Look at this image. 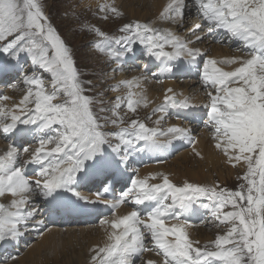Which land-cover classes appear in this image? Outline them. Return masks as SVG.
<instances>
[{
	"label": "snow or ice",
	"instance_id": "1",
	"mask_svg": "<svg viewBox=\"0 0 264 264\" xmlns=\"http://www.w3.org/2000/svg\"><path fill=\"white\" fill-rule=\"evenodd\" d=\"M97 7L102 20L125 17L115 0H103ZM186 10H194L199 21L187 29L193 39L179 34L185 28ZM205 27L209 35L223 32L237 41L245 55L217 59L194 47L204 39L198 32ZM89 30L99 38L92 48L115 65L112 72L123 69L137 44L143 56L159 62V74L153 77L172 73V61L195 65L203 59L198 69L207 96L203 123L225 163L242 169L236 177L240 183L234 190L186 179L178 184L167 173H150L131 178L130 186L113 200L104 199L114 172L127 167L134 153L159 150L174 141L197 143L182 124L161 126L170 109L193 105L183 93L167 88L147 117L160 114L149 126L136 116L139 107L151 103L143 89L148 80L143 72L114 84L106 82L107 72L102 78L83 79L85 73L42 0H0V56L16 62L23 85V95L11 106L4 102L13 98L0 94V134L7 138L33 133L35 139V146L9 141L0 152V198H8L0 202V246L30 231L43 235L45 221L37 219L36 197L65 208L78 207L81 201L104 203L113 210L131 203L147 210L133 208L122 216L113 212V219L101 220L111 231L105 244L89 249V264H134L133 258L146 251H155L159 264H264V0H166L152 19L120 24L119 35L94 26ZM22 56L27 67L20 64ZM121 89L126 90L123 95L105 98ZM128 113L136 118L125 119ZM20 124L33 128L24 132ZM193 153L203 159L195 147ZM29 165L38 169L34 177L27 174ZM90 183H98L96 192L79 191ZM194 205L202 206L216 227L224 229L204 245L188 231L184 214ZM9 260L15 257L0 258V264Z\"/></svg>",
	"mask_w": 264,
	"mask_h": 264
},
{
	"label": "rangeland",
	"instance_id": "2",
	"mask_svg": "<svg viewBox=\"0 0 264 264\" xmlns=\"http://www.w3.org/2000/svg\"><path fill=\"white\" fill-rule=\"evenodd\" d=\"M86 0H42V3L44 4V10L46 14L49 16V19L53 26L57 29L61 37L65 40L66 44L70 47L74 54V58L76 60V65L77 67L81 70L82 73H85V75L82 77L83 79H97L102 78L101 73L102 72H107V83L109 84H114L116 81H119L121 79H127L131 78L134 75H138L140 71H137L135 69H132L130 66L128 69L130 72H122V70H118L116 72H112L111 68L114 67V64H108L106 62V58L104 55L99 54L92 48V44L99 39L98 37L95 36V33L90 31L89 28L90 26L98 27L102 31L106 32L109 35H119V33L116 31L117 27L129 20L132 19H139V20H150L153 17H155L158 13V10L154 9V2L158 0H120L118 3V6H120L121 3L125 4L128 8L131 7L133 10V15H129L125 13V17L122 20H112L109 19L108 21L100 19V13L97 11L98 8L96 9H90L87 7H84L83 3ZM96 12V13H95ZM138 13L139 16L137 17L135 14ZM143 17V18H142ZM193 21L198 20L195 16V12L193 10ZM157 27H165L167 25H162V24H157ZM189 25H186L184 30H187ZM181 31V30H180ZM203 32L206 31V27L202 30ZM181 36H184L186 34V37H192L188 32H185V34L179 32ZM228 37L226 36L223 40H220L222 42H219L218 47L220 48H213V44L210 42L207 43L205 40H201L200 42L196 43L198 46L205 44L209 47V50L211 52V56L215 57L217 59L224 58V57H229L228 53L224 49H229L230 51L237 50L238 52L244 50L241 48L240 44H236L233 41H230L227 39ZM227 40V41H226ZM226 41V42H225ZM231 44H230V42ZM224 43V44H223ZM228 43V44H227ZM137 46V45H135ZM134 46V47H135ZM141 46V45H140ZM119 48L120 46H115ZM195 47V46H194ZM222 48V49H221ZM137 52L135 54H129L126 58L128 59L125 63L132 62L136 56ZM245 54L238 53L237 56H243ZM26 57H21L20 64L24 65L27 67L26 63ZM142 59V60H141ZM139 60V62H144L146 66H151L153 67V70H157V66L153 63L159 64L158 61H155L154 59H151L150 63L149 58L143 57ZM136 61H134L135 63ZM175 63L173 64V68L175 71L181 72V73H187L188 71H194L195 65L188 64L186 61L183 59L174 61ZM231 67L233 66H225V70H231ZM175 81L176 84L180 90L183 89L184 85H186V89L188 93H191L193 91L199 90L202 91L203 87L200 81V76L197 75L196 77H182L180 79H177L176 77ZM10 85H16L15 88L10 87ZM144 89V88H143ZM126 90L121 89L119 93H113V92H108L106 93V99H111L114 96L120 94L123 95ZM145 91V89H144ZM161 93V90L159 92H152V95H158ZM0 94L8 95L13 98V101H7L4 102L5 104L11 106V104L15 101L18 102L19 98L23 95V85L19 81V69L18 66L16 65L15 61H11L9 57L7 56H0ZM146 94V91H145ZM202 94L205 95L206 92L202 91ZM150 100L152 102H155L156 99L154 97L150 96ZM207 102V100H205ZM202 107L201 102H197L194 104L192 107H190L193 112L196 113L199 108ZM171 110V109H170ZM176 113H173L174 116H179L181 117L182 120L188 121L189 118L184 115H186L187 109H172ZM121 114H125V109H121ZM152 109L151 107H139L137 110L136 116L139 117V119L143 120L145 123H147L149 126H154L153 121L156 119V115H152L151 119H147V117L151 114ZM132 116L133 118H136L133 116V114L128 113L125 116V119H128V117ZM166 121H170L169 119V114L168 117L165 118ZM162 122V127H167L166 126V121ZM177 123H179V120H176ZM204 122V120H203ZM202 124H191V134L193 137H199L202 133V131L207 132V135L204 136L205 139H200L199 142L194 145L195 149L199 152H201L203 159L196 157L193 153V148L191 150L186 151L189 149V144H185L183 148V152L176 154L172 160L168 163H165L162 165V171L159 173H167L169 174L170 178L175 182V183H182L185 179L188 180L189 182H195V183H201V184H208V185H213V184H219L221 187L228 188V189H235L237 185L240 183V181L237 180V175L240 174L242 175V169L240 168H232L234 171V174L230 177H226L224 181H221L219 178V174L222 172V174L227 175V167L229 165H221L218 161L211 166L212 161L208 162V157L209 155H212L214 159L219 160L220 158L225 157L217 152L214 148L212 150L211 148H206L209 144L213 145V142L211 140V135L209 132V129L205 128L204 123ZM174 123V124H177ZM170 125V123H169ZM19 126V125H18ZM33 126H25L23 124H20L18 127L21 131L28 132L29 129H31ZM3 134H0V141H2L3 145L1 146L2 149L7 148V144L10 141L9 136H13L14 138L11 139V141H15L17 146H22L24 143L32 144L35 146V139H34V134L29 133L25 136H20L19 134L16 135H9L7 138ZM182 145L181 141H174L171 145H168L170 147H167L168 150L175 149ZM2 152V151H1ZM184 154V156H182ZM133 156L130 157V160L127 164L126 170L127 174L129 177L128 181L125 182L124 184H120L119 182L115 183L114 191H118V194L125 190L128 186H130L131 178L134 176H141L144 177L148 175V172H145L144 170H140L138 173L137 170L134 171V164H133ZM208 164H210L208 166ZM31 167H34V171L30 173V177L35 176V172L38 171L37 167L35 165H29L27 169H30ZM231 168V166L229 167ZM118 171V170H117ZM158 181H153V183H156ZM112 183V182H110ZM90 189L88 190H81L83 186L79 188V191L82 192L85 195H91L95 190V183H90ZM98 190V189H97ZM96 190V191H97ZM102 191V188H100ZM114 194V193H113ZM116 196V197H117ZM112 195V189L110 190L109 193H107L104 197L106 200H113L114 198ZM7 197L0 198V202L7 203ZM37 204L39 206L40 212L37 216V219H43L45 221V225L43 227V235L40 234L38 231H30L28 235L26 234L23 236V238H26V240H21L19 238L18 241H10L7 244H3L0 246V258H2V254L12 248L13 246L15 248H18L16 250L17 253H15V248L11 251H9L8 255L9 257L13 255L12 257H15L14 261L9 260L8 264H20L19 261L24 258L25 255H27L31 250H33L43 239L44 236L47 234H50L53 230H59L60 232V237L65 238L67 235L68 237L71 238V246L73 245L77 250L80 249V247L85 248L86 244L89 242H93L94 244H99L101 241L104 239L102 236L104 232L110 231V228L106 226H102L100 224L101 220H111L113 219V212H110L108 214V218H105L106 211L110 209L109 206L105 205L104 203H94V204H85L83 201L80 202V206L78 207H72V210L77 211L79 214H83L87 220H89V223L86 222H76V223H71L69 222V225H62V224H57L56 222H49L48 219V213H49V206L50 204L45 203L41 200V198L36 197L35 198ZM56 206L55 208L58 209L60 205H53ZM120 208L123 211H132L133 208L129 204H122L120 205ZM57 210L53 209L51 210V213L49 217L51 219H61V217H58L59 215L55 216ZM117 213V212H116ZM191 213V212H190ZM74 214V215H73ZM117 215V214H115ZM70 216V217H69ZM101 216V217H100ZM121 216V215H120ZM66 219L69 218H75V213H71V211L67 210L66 213ZM189 223H190V229L188 230L190 233V236L193 240H199L201 245H204L206 242L212 240L215 238V235L217 234L218 231L222 232L223 226L221 228H217L215 223L212 221L211 216L206 217V223L202 225H197L194 226V219H196L194 214H189ZM91 220H97L96 222H91ZM102 231V234L100 235H90L88 231ZM82 232V233H81ZM149 244H151L149 242ZM153 252V251H152ZM16 254V255H15ZM15 255V256H14ZM136 257L133 258V260ZM158 260V263L160 261V257L157 255H153L151 253L146 254L144 257L143 263L148 264L149 261L152 260ZM62 258L60 259L59 264H80L77 261H72L70 263H67V260L64 259L61 261ZM51 264V263H50Z\"/></svg>",
	"mask_w": 264,
	"mask_h": 264
},
{
	"label": "bare ground",
	"instance_id": "3",
	"mask_svg": "<svg viewBox=\"0 0 264 264\" xmlns=\"http://www.w3.org/2000/svg\"><path fill=\"white\" fill-rule=\"evenodd\" d=\"M119 1L120 0H115L117 5H118ZM101 2H103V0H86L83 3V5H84V7H87L90 9L91 8L96 9V8H98L97 7L98 3H101ZM109 2H110V0H109ZM165 2H166V0H158V1L154 2V6H153L154 9L158 10V12H159V10L161 9V7L163 6V4ZM119 7L124 13H127L129 15H133V10L131 7L128 8L123 3H121ZM135 15L137 17L139 16L138 13H136ZM230 44H231V42H230ZM139 74H141V72ZM184 87H186V85H184ZM143 88L146 91L145 95L147 96L148 100L151 102L149 104V107L153 103H157L158 101L162 102L164 90L167 88H172L175 90V92L183 93V96L187 97L184 89L180 90L179 87L175 83H172L170 80L167 82H164L163 84H148V83L144 82ZM160 90H161L160 94L152 95V92H159ZM188 91H189V89H188ZM150 96L154 97L156 99V101L152 102V100H150ZM197 102H201L200 97H195L194 99L191 98V101H190L191 105H194ZM185 109H187V111H189L191 108L189 107V108H185ZM189 113H190V111L187 112L186 115H184V117L187 116L189 118L191 115ZM167 117H168V115H167ZM171 124L172 123H170V125ZM2 145H3V143H2V141H0V152L6 150V149L1 148ZM208 147L211 148L212 150H214L213 145L209 144L206 148H208ZM182 156H184V154H182ZM210 161H212L211 166H213L217 161L221 165H227L225 163L224 158H220L219 160H216V159H214V157L212 155H209V157H208V162H210ZM209 165L210 164H208V166ZM229 167H230V165H229ZM229 167H227V170H228L227 175L222 174V172L219 174V178L221 181H224V179H226V177H230L234 174L232 167L231 168H229ZM161 169H162V167L159 166V167L148 168V169H145L144 171L148 172V174L159 173L162 171ZM150 182L153 183V181H150ZM49 206H51V210L56 209L58 211L57 215H59L58 217H61V219H63V222L69 221L71 223H76V222H80L82 220H84V221L87 220V218L82 213L79 214L77 211L72 210L71 208H65V207L60 206L57 209V208H55L56 206H53V205H49ZM67 210L71 211V213H75V218H69L70 217L69 216L68 219L65 220ZM127 213L128 212H125L122 214H117L116 216H120V215L122 216V215H125ZM76 219H79V221H76ZM110 231H111V229H110ZM108 232L109 231L104 232V234L102 236L104 239L100 243L101 246L107 242V233ZM88 233L90 235H100V234H102V231L95 232V231L89 230ZM68 236L69 235H67L66 239L62 238V237H60L59 230H53L50 234H47L46 236H44L43 239L41 240V242L33 250H31L27 255H25L24 258L19 261V263L20 264H50V263L51 264H59L60 259L62 258L61 261L66 259L67 263H70V262L75 260L80 264H89V257H90L89 249L91 247H93L95 245H99V244H94L93 242H89L86 244L85 248L80 247V249L76 251L75 247L73 245L71 246V238ZM152 261H155L156 264H159L158 260H156V259H154Z\"/></svg>",
	"mask_w": 264,
	"mask_h": 264
}]
</instances>
